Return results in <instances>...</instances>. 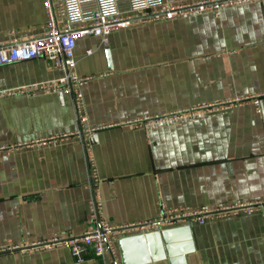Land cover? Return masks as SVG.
<instances>
[{
  "label": "crops",
  "instance_id": "0c3cea01",
  "mask_svg": "<svg viewBox=\"0 0 264 264\" xmlns=\"http://www.w3.org/2000/svg\"><path fill=\"white\" fill-rule=\"evenodd\" d=\"M44 1L0 0V44L42 33ZM107 40H76L83 123L72 93L42 88L64 77L45 59L0 66V264H109L42 246L89 230L94 191L115 228L160 208L262 205L193 223V249L176 264H264V0L119 27Z\"/></svg>",
  "mask_w": 264,
  "mask_h": 264
},
{
  "label": "built area",
  "instance_id": "2783aa9c",
  "mask_svg": "<svg viewBox=\"0 0 264 264\" xmlns=\"http://www.w3.org/2000/svg\"><path fill=\"white\" fill-rule=\"evenodd\" d=\"M254 1L259 0H203L173 6L163 3L162 0H45L43 8L47 21L43 32L25 40L1 43L0 66L33 61L36 58L45 59L54 68L63 72L64 77L51 86H42V88L51 87L72 93L77 117L83 123L85 118L80 115L82 94L78 91V87L88 78H79L70 72L76 65L73 51L77 39L91 35L100 38L102 44L106 45L107 36L119 27L169 21L177 16L188 13L199 14L204 11H211L217 15L222 7ZM92 52L87 50L86 54L90 55ZM34 88L36 89V86ZM88 161L91 162V159L89 158ZM89 177L91 188L94 190L99 184V179L92 170ZM93 195L90 201L89 230L73 238L57 237L50 242H44L42 246L49 249L67 248L71 256L78 261L82 260L83 254L91 252L97 258L106 259L109 264H123L116 242L118 238H124L132 230L160 232L170 226L203 224L209 218L225 216L228 213L243 211L252 214L263 209L262 205H233L218 211L160 208L156 219L151 222L115 228L102 220L101 203L95 191Z\"/></svg>",
  "mask_w": 264,
  "mask_h": 264
},
{
  "label": "water",
  "instance_id": "95a60500",
  "mask_svg": "<svg viewBox=\"0 0 264 264\" xmlns=\"http://www.w3.org/2000/svg\"><path fill=\"white\" fill-rule=\"evenodd\" d=\"M190 228L183 225L160 232L124 236L118 241L122 263L143 264L167 257L172 264H176L177 258H183L193 249Z\"/></svg>",
  "mask_w": 264,
  "mask_h": 264
}]
</instances>
